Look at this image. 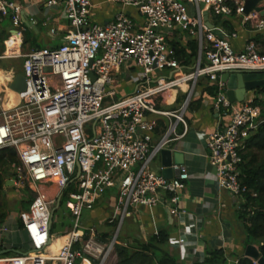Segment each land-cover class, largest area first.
I'll use <instances>...</instances> for the list:
<instances>
[{
  "label": "built area",
  "instance_id": "2783aa9c",
  "mask_svg": "<svg viewBox=\"0 0 264 264\" xmlns=\"http://www.w3.org/2000/svg\"><path fill=\"white\" fill-rule=\"evenodd\" d=\"M110 1L122 9L101 24L93 19L91 0H45L49 9L61 6L68 21L62 43L22 55L28 89L19 104L7 107L0 86V150H16L20 163L12 166L15 179L30 183L35 191L24 217L31 248L0 258L5 264H78V259L93 264L95 257L106 264L115 240L101 246L93 228H88L91 235L85 240L82 214L113 188L123 219L138 207L164 206L172 215L188 213L179 205L191 178L188 166L173 163V176L167 178L162 166L156 171L152 165L163 149L187 132L188 111L205 93L219 115L218 127L206 138L218 183L241 201L248 190L241 181V145L256 127L261 112L254 100L264 98V93L257 88L237 105L228 98L221 76L264 73V50L253 39L235 48L229 38L237 32L213 18L224 22L238 17L252 32L264 33V0L250 10L248 0ZM26 7L18 0H0V25L10 20L16 30L9 40L21 38L28 29ZM54 16L47 14L42 25L57 35ZM28 23L34 26L38 20L30 17ZM189 40L198 43L191 65L177 57L175 46H186ZM134 68V92L118 96L116 85ZM210 86L216 88L214 95L206 90ZM172 90L176 95L170 102ZM160 121L166 126L161 133ZM45 183L60 187L61 198L74 186L66 195L73 227L54 254L50 247L59 237L51 232L54 200L39 187ZM190 232V226L184 228L178 243L188 244Z\"/></svg>",
  "mask_w": 264,
  "mask_h": 264
},
{
  "label": "crops",
  "instance_id": "0c3cea01",
  "mask_svg": "<svg viewBox=\"0 0 264 264\" xmlns=\"http://www.w3.org/2000/svg\"><path fill=\"white\" fill-rule=\"evenodd\" d=\"M18 1L27 5L23 12V17L25 20L24 24L28 26V29L23 33L21 38L18 37L15 39L19 42L22 39H24L22 41H26V34L29 32L30 40H28L27 43H30L31 45L34 41L37 42L40 47H56L60 45L63 41V35L65 33L64 29L68 22L62 12V7L60 6L49 9V7L44 4L45 0ZM91 1L93 3V19L101 24L113 19L116 12L122 9L120 5L113 3L110 0ZM128 11H130V9ZM51 12L55 14L52 26L57 28V35H52L49 29L42 25V20ZM30 17H35L38 20V24L34 26L29 25L28 20ZM221 20L220 17L217 19L214 17V21L217 24H222L223 27H227L228 30L237 32L238 35L236 37L229 38L233 46L237 49H241L249 39L257 41L256 36H258V34L264 35V33L252 32L250 27L242 24L238 17H235V19L229 18V20L224 22ZM226 22H229L230 25ZM7 23L11 22L7 21ZM5 24L6 21L0 25V28H5ZM15 31L14 26L7 29V32L10 35ZM11 40L14 39H10V41ZM8 42L9 39L7 40V45ZM257 42H259L261 47L264 46L261 41ZM12 45L14 44L12 43ZM36 48L39 47L32 45V49ZM133 83L136 86L135 82ZM1 87L6 89L5 85H1ZM200 91L203 93L205 90L201 89ZM238 91L239 96H245V98H251L254 94L252 91L246 93L241 89H238ZM175 95V90L170 92L168 96L170 102H172ZM200 99V106L196 109L190 108L188 111L187 132L184 136L175 140L170 148L173 152V159H175V153H177L179 163L187 165L191 173V178L186 182L185 187L181 191V199L179 203L180 207L186 209L188 213L172 215L164 206L135 208L132 210V215L130 217L133 218V222H135L137 228L133 234H129L130 237H125V241L123 242L126 243V240H130L131 237L132 239L136 237L143 239L145 234L149 233L152 235L157 230L164 229L170 234V240L164 245V247L172 255L176 256L180 263L193 264L202 261L206 256L207 248H224L229 256V262L232 264L237 262L238 257L245 256L247 246L245 243L246 236L243 232L242 223L237 217L238 205L241 200L219 185L216 168L209 161L206 150V138L218 127L220 123L219 115L212 107L211 97L206 96L205 93L203 97H198L197 100ZM245 100L246 99L240 101L237 99L234 103L239 105ZM176 103H178V101ZM175 104L173 105L175 106ZM178 129L180 132L183 131L181 125ZM159 136L160 135L157 134L155 139L157 140ZM161 160L162 158L160 154L154 160L152 165L154 170L159 171L162 166ZM25 188H29L31 192L35 194L30 183L20 184L17 182L12 166L9 167L5 172V187L2 193L7 199L6 201L9 202V213L5 220L0 222V258L15 256L24 251H28L31 248L30 239L24 227L25 216L23 214L24 212L26 214L30 212V207L28 209L22 207V201L28 199V195L25 193ZM52 192H54V189ZM49 194L51 193L49 192ZM107 194H110V197H106L111 202L118 203L117 188L109 190ZM52 199H56L55 203L58 204L59 199L62 200L60 191L58 195L54 196ZM61 200L59 207L61 206ZM100 203V199L97 200L95 204L96 206L91 210L92 212L86 216L84 221L82 220L84 228L88 229L94 227L95 224L92 220L100 213L101 207H98ZM70 217H72V215ZM53 223L51 226V232L52 230L54 231ZM187 226L191 227L189 241L188 244L181 245L177 240ZM240 228H242V231ZM52 234L56 235L54 232H52ZM201 235H203V238H200ZM63 236L65 235H59V238L54 240L50 247L52 254L56 253L62 244V240L64 239ZM0 264L5 263L0 261ZM81 264L91 263L86 259L84 262L82 261Z\"/></svg>",
  "mask_w": 264,
  "mask_h": 264
},
{
  "label": "trees",
  "instance_id": "16d2710c",
  "mask_svg": "<svg viewBox=\"0 0 264 264\" xmlns=\"http://www.w3.org/2000/svg\"><path fill=\"white\" fill-rule=\"evenodd\" d=\"M229 24V22H226ZM230 25V24H229ZM257 41L264 44V35L258 34ZM30 40L29 32L26 34V42ZM35 47H40L37 42H32ZM177 57L187 65H191L198 54V43L196 40H189L186 46L175 43ZM264 50V46L262 47ZM206 90L215 94L214 86ZM264 93V86L258 89ZM254 103L260 109V116L257 119L256 127L251 130L250 136L241 145V181L247 187L243 195L240 208L237 210V217L243 226L246 236L245 243L256 244L264 257V98H256ZM201 99L195 101L191 109L200 106ZM161 133L165 128L163 121H160ZM20 163L19 156L14 148L7 147L0 150V222L7 217L8 202L2 195L5 187V172L14 164ZM28 199L22 201V207L28 209L34 200V195L29 188H25ZM52 204V208L56 207ZM52 232H54L52 230ZM67 238L66 236H63ZM170 240V234L164 229L157 230L148 240L134 238L132 242L115 243L116 260L110 264H184L180 263L176 256L172 255L164 245ZM80 259L77 263L79 264ZM229 264V256L224 248H207L206 256L202 261L193 264ZM232 264H259L256 260L240 256L236 263Z\"/></svg>",
  "mask_w": 264,
  "mask_h": 264
},
{
  "label": "rangeland",
  "instance_id": "374dc122",
  "mask_svg": "<svg viewBox=\"0 0 264 264\" xmlns=\"http://www.w3.org/2000/svg\"><path fill=\"white\" fill-rule=\"evenodd\" d=\"M217 18L218 16H215V19ZM232 18L235 19L234 16H232L231 19ZM7 21L10 20H6V24L4 25L6 29L0 28V56H3V58H0V72L4 68L11 70L14 74H16L17 72L22 71L23 61H24V57L22 55L31 51L32 45L30 43H27L26 41H22L24 39H22L20 42L16 40L15 43V39H14V41L11 40V42L14 45L11 47V49H8L7 40L9 39L10 34L7 32V29L12 28L13 25L11 23H7ZM136 71H138V69L134 68V71L123 74L122 79L120 80L118 86L116 85L118 96L124 94H130L134 92L135 85L133 82L137 81L135 77ZM1 85H5V83L3 82V79L1 78L0 75V86ZM39 187L42 191L50 192L51 198L58 195L60 191V187H57L54 183L39 184ZM53 189L54 192H52ZM72 189H74V186L73 185L69 186L67 193ZM67 193L65 194V196L62 197L61 206L55 210V215L53 216L54 223L53 222L52 223L54 225L53 226L54 233L58 236L68 235L73 227L72 217H70L71 216L70 211L66 207ZM110 194L106 193L102 198H100L101 205L100 204L98 205V207H101L100 213L96 215V217L92 220V222H94V224L96 225V226L94 225L93 227L95 231L94 240L103 247L110 245L113 240H115V243H124L123 241H125V237L127 236L130 237L129 234L130 233L133 234V232L137 228V225L135 224V222H133V218L130 217L132 214H129L128 216H126L125 219H123L121 211L118 208V203L111 202L106 197V196L110 197ZM33 195L35 194L33 193ZM55 201L56 199L54 200L53 204L55 203ZM92 209H87V208L84 209L82 214L83 221L86 219V216H88L90 212H92L91 211ZM23 215L27 216L28 214L24 212ZM240 229L242 231V228ZM83 235H84V239L87 240L90 237L91 233L88 229L87 230L84 229ZM150 236L151 235L148 233L145 234V237L143 239L142 238L140 239L146 241L149 239ZM132 240L133 239L131 237L130 240L129 239L126 240V243L132 242ZM80 260H81L80 262L81 264L82 259ZM100 260H101L100 258L95 257L93 264H99ZM115 260H116V253L114 248L108 257L106 264L115 262Z\"/></svg>",
  "mask_w": 264,
  "mask_h": 264
},
{
  "label": "water",
  "instance_id": "95a60500",
  "mask_svg": "<svg viewBox=\"0 0 264 264\" xmlns=\"http://www.w3.org/2000/svg\"><path fill=\"white\" fill-rule=\"evenodd\" d=\"M258 1L260 0H248L247 10H250ZM208 23L211 27H213V24L211 22ZM93 78H95V75H93ZM221 79L227 84V96L232 102L237 101V99L240 101L246 99L245 96H239L238 89H241L244 91V93H246L248 91H253L264 86V73L260 72H225L224 74H222ZM10 88L18 93L19 100L17 104H19L22 100L21 94L26 92L28 89V83L22 71H19L15 74L12 82L10 83ZM161 158V164L163 168L162 173L167 178H171L173 176V170L171 167L172 164L179 163L178 154L175 153V159H173L172 150L163 149L161 151ZM60 200L61 199H59L57 206L52 210L51 224L53 222L55 210L60 205ZM245 256L256 260L259 264H264V257H262L259 248L254 244H249L246 246Z\"/></svg>",
  "mask_w": 264,
  "mask_h": 264
},
{
  "label": "bare ground",
  "instance_id": "6f19581e",
  "mask_svg": "<svg viewBox=\"0 0 264 264\" xmlns=\"http://www.w3.org/2000/svg\"><path fill=\"white\" fill-rule=\"evenodd\" d=\"M14 41V40H13ZM8 45L9 47H12V43L11 41L9 40L8 42ZM0 75H1V78L3 79L4 83H5V86H6V89H3L5 91V94H6V100H5V105L7 107L9 106H13L14 104H16L18 102V94L14 91H12L10 88H9V82L13 79V76H14V73L11 71V70H8V69H2L1 72H0ZM173 91V90H172ZM171 91V92H172ZM66 240V238H64L62 241L64 242ZM62 242V243H63ZM62 245V244H61ZM60 245V246H61Z\"/></svg>",
  "mask_w": 264,
  "mask_h": 264
},
{
  "label": "flooded vegetation",
  "instance_id": "af4514ba",
  "mask_svg": "<svg viewBox=\"0 0 264 264\" xmlns=\"http://www.w3.org/2000/svg\"><path fill=\"white\" fill-rule=\"evenodd\" d=\"M4 82V81H3Z\"/></svg>",
  "mask_w": 264,
  "mask_h": 264
}]
</instances>
